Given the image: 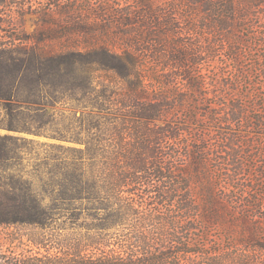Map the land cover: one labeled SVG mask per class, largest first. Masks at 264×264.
I'll use <instances>...</instances> for the list:
<instances>
[{
  "label": "trees",
  "instance_id": "obj_1",
  "mask_svg": "<svg viewBox=\"0 0 264 264\" xmlns=\"http://www.w3.org/2000/svg\"><path fill=\"white\" fill-rule=\"evenodd\" d=\"M135 2L0 42V264H264V0Z\"/></svg>",
  "mask_w": 264,
  "mask_h": 264
},
{
  "label": "rangeland",
  "instance_id": "obj_2",
  "mask_svg": "<svg viewBox=\"0 0 264 264\" xmlns=\"http://www.w3.org/2000/svg\"><path fill=\"white\" fill-rule=\"evenodd\" d=\"M130 4L136 5L135 0H3L0 2V42H10L18 34L28 37L21 43L30 44L34 33L43 30L55 36L46 42L57 48H81L96 41L109 43V37L101 32L104 20L110 19L115 7ZM238 248L241 249L239 246L233 251Z\"/></svg>",
  "mask_w": 264,
  "mask_h": 264
}]
</instances>
